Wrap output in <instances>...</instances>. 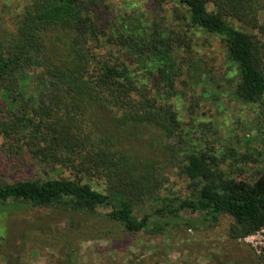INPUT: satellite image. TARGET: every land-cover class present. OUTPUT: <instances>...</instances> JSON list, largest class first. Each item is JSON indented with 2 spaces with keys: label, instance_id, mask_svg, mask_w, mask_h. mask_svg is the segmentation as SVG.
I'll use <instances>...</instances> for the list:
<instances>
[{
  "label": "trees",
  "instance_id": "1",
  "mask_svg": "<svg viewBox=\"0 0 264 264\" xmlns=\"http://www.w3.org/2000/svg\"><path fill=\"white\" fill-rule=\"evenodd\" d=\"M172 3L185 31L153 17L122 22L103 0H28L9 27L0 25V137L9 153L67 171L0 181V211L107 208L103 215L127 233L196 220L212 226L221 214L232 220L231 239L264 227V173L240 178L236 163L248 154L228 144L220 152L201 133L195 145L177 113L175 83L177 50L194 27L222 43L234 95L264 107V0ZM139 134L157 139L159 152L143 156L126 145ZM169 173L183 179L181 189Z\"/></svg>",
  "mask_w": 264,
  "mask_h": 264
},
{
  "label": "rangeland",
  "instance_id": "2",
  "mask_svg": "<svg viewBox=\"0 0 264 264\" xmlns=\"http://www.w3.org/2000/svg\"><path fill=\"white\" fill-rule=\"evenodd\" d=\"M26 2L0 0V25L9 27ZM103 4L122 22L133 17L143 24L153 17L157 22L162 20L164 26L186 30V22L176 16L181 14L172 0L158 5L152 0H103ZM260 17L264 20V13ZM187 30L190 41L187 48L177 50L176 65L181 73L175 81L180 91L176 109L183 130L191 134L197 147H202L201 133L209 136L220 152L228 144L248 154L246 160L236 163L238 177L249 179L264 173V107L244 103L234 95V68L226 60L218 38L194 27ZM187 49L189 52H185ZM159 143L148 134H139L126 145L150 156L159 152ZM5 145L0 137V181L44 177L60 171L67 174L57 167L35 164L21 152L11 154ZM225 159L223 167L230 162ZM168 177L169 184L181 189L182 178L176 173ZM107 210L78 214L53 206L26 205L0 211V264H264V228L231 239L227 229L232 220L226 214L219 215L212 226L196 220L194 227L180 223L164 233L146 234L124 232L103 215ZM181 216L196 217L187 212Z\"/></svg>",
  "mask_w": 264,
  "mask_h": 264
},
{
  "label": "built area",
  "instance_id": "3",
  "mask_svg": "<svg viewBox=\"0 0 264 264\" xmlns=\"http://www.w3.org/2000/svg\"><path fill=\"white\" fill-rule=\"evenodd\" d=\"M262 228H264V227H262Z\"/></svg>",
  "mask_w": 264,
  "mask_h": 264
}]
</instances>
